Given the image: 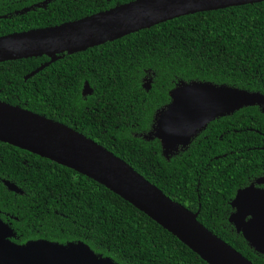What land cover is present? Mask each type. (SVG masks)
I'll use <instances>...</instances> for the list:
<instances>
[{"label": "trees", "instance_id": "trees-1", "mask_svg": "<svg viewBox=\"0 0 264 264\" xmlns=\"http://www.w3.org/2000/svg\"><path fill=\"white\" fill-rule=\"evenodd\" d=\"M80 1L70 7L69 18L38 20L33 29L79 20L134 0ZM64 9L58 1L57 10ZM48 59L0 63V101L95 140L168 197L199 211L198 220L244 257L264 264V256L229 222V201L236 189L264 175V106H247L214 119L169 158L158 138H143L183 83L264 94V2L182 16L85 52L58 56L24 80ZM148 81L149 90L144 87ZM85 84L93 89L92 95L82 96ZM0 220L12 229L11 241L19 245L37 240L84 243L116 264H207L104 186L2 142Z\"/></svg>", "mask_w": 264, "mask_h": 264}, {"label": "water", "instance_id": "water-1", "mask_svg": "<svg viewBox=\"0 0 264 264\" xmlns=\"http://www.w3.org/2000/svg\"><path fill=\"white\" fill-rule=\"evenodd\" d=\"M264 0H134L85 18L53 27L32 29L0 37V63L48 56L26 80L69 55L150 29L191 14L257 4ZM144 87L149 90L150 82ZM93 94L85 84L83 95ZM252 105L264 106V94L210 83H183L171 93V102L160 109L146 140L158 138L169 158L204 131L214 119ZM0 142L70 168L144 213L197 254L207 264H254L214 234L192 212L168 197L125 160L78 130L19 106L0 101ZM264 185V177L257 180ZM13 191L19 189L7 183ZM229 218L254 251L264 255V189H240L231 203ZM248 217H250L248 219ZM0 220V264H116L97 255L84 243L67 245L46 240L19 245Z\"/></svg>", "mask_w": 264, "mask_h": 264}, {"label": "flooded vegetation", "instance_id": "flooded-vegetation-1", "mask_svg": "<svg viewBox=\"0 0 264 264\" xmlns=\"http://www.w3.org/2000/svg\"><path fill=\"white\" fill-rule=\"evenodd\" d=\"M58 1H60V3L63 4V6L65 7V9L63 11L57 10V2ZM94 1L96 2L97 0H94ZM79 2H81V1L80 0H73V1L72 0H0V37L5 36V35H9V34H13V33H20V32L29 31V30L36 27V25L38 24L37 23L38 20H45L43 22H45V23L50 22L51 23L53 19L57 20V19L69 18L71 16V14H70L71 8L70 7L71 6L72 7L78 6L77 3H79ZM129 2H131V1H129ZM129 2H127V3H129ZM62 14H65V15L63 16ZM107 43H109V42H107ZM107 43H105V44H107ZM100 46H102V45H100ZM95 47H99V46H95ZM92 48H94V47H92ZM89 49H91V48H89ZM89 49H87V50H89ZM83 52H85V51H83ZM79 53H81V52H79ZM75 54H77V53H75ZM65 55H69V54L64 53V54H60L58 56H62V58H64ZM72 55H74V54H72ZM49 61H50V58L48 59L47 62H49ZM47 62H45V63H47ZM45 63H43V64H45ZM28 75H26V76H28ZM26 76L24 77L25 81H26V79H25ZM83 88H84V86L81 89L82 96H84L83 95ZM201 133L202 132H200L196 136V138ZM220 138H223V135L220 136ZM261 177H264V175L259 176V177L255 178L254 180L249 179L248 180V181H250L249 184L244 185V183H245L244 182L236 189L234 196L229 201L230 207H231L230 216L235 211L233 209L231 203L234 200V198L236 197V195L240 189L249 187L251 185H255L258 188L264 189V185H260L257 183V180ZM14 186L16 188V185H14ZM230 216H229V218H230ZM249 218L250 217H248V219ZM234 230L236 231L235 228H234ZM237 234H239V233H237ZM258 254H260V253H258ZM260 255L264 256L263 254H260Z\"/></svg>", "mask_w": 264, "mask_h": 264}]
</instances>
